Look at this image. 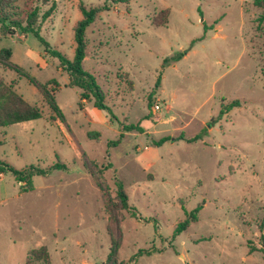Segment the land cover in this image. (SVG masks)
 <instances>
[{
	"label": "rangeland",
	"instance_id": "rangeland-1",
	"mask_svg": "<svg viewBox=\"0 0 264 264\" xmlns=\"http://www.w3.org/2000/svg\"><path fill=\"white\" fill-rule=\"evenodd\" d=\"M48 1L42 14L56 8L40 34L73 60L80 6L103 0ZM253 1L129 0L101 13L86 32L84 69L111 114L81 101L33 35L6 36L0 25V49L12 50L13 63L41 83L57 80L51 88L65 117L58 120L25 77L0 66V77L43 112L0 128V161L50 170L32 179L29 192L12 174L0 175V264H27L42 247L52 264H106L112 239L119 264H264V23ZM163 11L167 23L157 27ZM236 100L241 107L221 117ZM132 124L144 132H127L109 148ZM85 156L103 170L106 194L84 169ZM57 163L67 170H52ZM117 180L137 210L123 212L119 226L104 212ZM195 210L197 220L175 235Z\"/></svg>",
	"mask_w": 264,
	"mask_h": 264
},
{
	"label": "trees",
	"instance_id": "trees-1",
	"mask_svg": "<svg viewBox=\"0 0 264 264\" xmlns=\"http://www.w3.org/2000/svg\"><path fill=\"white\" fill-rule=\"evenodd\" d=\"M48 0H0V25L1 32L6 36H14L16 31H20L25 35H33L44 47V52L59 61V67L62 71L67 72L69 75L70 85L80 90L81 101L93 102L95 108L100 111L108 112L111 114V109L108 107L106 102V93L102 87L98 84L96 78L85 71L84 61L87 57V40L86 32L88 28L97 20L98 16L103 12H108L112 7L120 4H127L129 0H103V5L98 7L86 8L80 6L82 13V19L76 24L74 28V40L76 44L75 56L73 60H69L67 57L62 55L60 52L52 49L50 44L41 36V23L51 17L55 11V2L45 13H41L42 6L48 4ZM22 3V7L19 6ZM253 6L261 11L260 16L257 19V24L260 26L264 23V0H254ZM169 12L163 11L160 13L161 19H154V24L157 27L166 25V18ZM214 25L210 26V29H214ZM204 37L199 38L197 41L203 40ZM196 41H193L192 45ZM13 53L11 49L2 48L0 49V66L10 71H15L19 76L25 77L31 85H33L43 96L45 103L48 105L54 116L64 121V114L59 107L54 93L56 88H51L52 84L59 86L57 80L52 79L47 83H41L36 78L31 77L25 72L19 65L12 62ZM184 57V53L174 58V62L180 61ZM241 107V102L236 100L232 103L223 107L220 112L222 117L224 114L229 113L234 108ZM43 112L28 103L23 96L18 94L12 84H7L3 78L0 77V128H6L25 122H31L41 119ZM115 117H113L114 119ZM139 132L143 133L144 129L139 124H132L124 126L120 132L119 138L116 141L108 143V147H118L125 137L127 132ZM95 135L91 134L90 138ZM200 138L195 137L189 139L188 142H196ZM170 138L166 137L156 142V146H161L168 142ZM181 140H186L183 137ZM84 169L91 174L96 180L97 187L99 190L106 194L104 184L101 182L103 176V170L98 167V164L90 161L86 158L83 162ZM52 170H67V166L63 163H57L52 167ZM49 171L44 169L31 166L30 168L19 171L16 170L10 164L0 161V175L1 174H12L16 181L24 184L22 186L23 192H29L33 189L32 179L35 176H47ZM116 197L115 199L108 201L105 204L104 212L108 215L109 220L119 226L123 220V212H131L133 216L137 215V210L131 207L129 204V197L124 189V185L120 181H116ZM198 210L193 211L189 214L188 218L181 222L175 231V235H179L186 231L189 225L197 220ZM264 220L261 224V232H263ZM175 237V236H174ZM120 249L119 241L112 239L110 252L107 257L106 264H119L118 253ZM256 249H251V253L255 252ZM264 254V249L261 250ZM143 253V252H142ZM151 254V252H145ZM27 264H52L51 256L47 248L42 247L38 250H33L28 257Z\"/></svg>",
	"mask_w": 264,
	"mask_h": 264
},
{
	"label": "built area",
	"instance_id": "built-area-1",
	"mask_svg": "<svg viewBox=\"0 0 264 264\" xmlns=\"http://www.w3.org/2000/svg\"><path fill=\"white\" fill-rule=\"evenodd\" d=\"M160 110V106L159 105H156L155 107H154V112H157V111H159Z\"/></svg>",
	"mask_w": 264,
	"mask_h": 264
}]
</instances>
